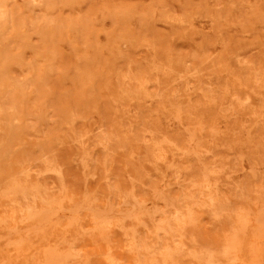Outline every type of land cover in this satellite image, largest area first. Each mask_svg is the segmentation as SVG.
Returning <instances> with one entry per match:
<instances>
[{"label": "rangeland", "instance_id": "obj_1", "mask_svg": "<svg viewBox=\"0 0 264 264\" xmlns=\"http://www.w3.org/2000/svg\"><path fill=\"white\" fill-rule=\"evenodd\" d=\"M0 13V264H264V0Z\"/></svg>", "mask_w": 264, "mask_h": 264}, {"label": "bare ground", "instance_id": "obj_2", "mask_svg": "<svg viewBox=\"0 0 264 264\" xmlns=\"http://www.w3.org/2000/svg\"><path fill=\"white\" fill-rule=\"evenodd\" d=\"M4 15H5V13H4V14H3V13H0V17H1V16L4 17ZM2 17H1V18H2ZM1 18H0V19H1ZM0 22H1V20H0Z\"/></svg>", "mask_w": 264, "mask_h": 264}]
</instances>
